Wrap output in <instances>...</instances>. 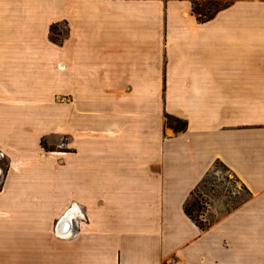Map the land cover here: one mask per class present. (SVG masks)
<instances>
[{"label":"crops","instance_id":"crops-1","mask_svg":"<svg viewBox=\"0 0 264 264\" xmlns=\"http://www.w3.org/2000/svg\"><path fill=\"white\" fill-rule=\"evenodd\" d=\"M194 1L0 0V264H264V0Z\"/></svg>","mask_w":264,"mask_h":264},{"label":"rangeland","instance_id":"rangeland-1","mask_svg":"<svg viewBox=\"0 0 264 264\" xmlns=\"http://www.w3.org/2000/svg\"><path fill=\"white\" fill-rule=\"evenodd\" d=\"M204 9L211 8L210 5H203ZM56 33V32H55ZM65 34V30L62 32H59V34L62 36V34ZM55 39H57L56 36H54ZM167 123L174 126V127H182L183 122L179 121L176 122L173 118H169L167 120ZM201 190H208L212 189L213 194H215L218 197H224L226 200H229L230 198H234V193L238 192L236 194V198L232 199V203L229 205L230 207L233 206V203H237L239 200L245 198L246 193L243 191V189L240 187L236 179L227 171L226 168H224L221 164L217 163L214 165V168L210 175L204 180V184L200 188ZM198 203L200 206H203L204 208V199L201 198L200 192H196L190 200L187 203L188 209L191 210L192 216L195 219H200V213L196 209H192V204ZM81 222H84L83 216H76L72 219V224L75 229L79 228V225H81Z\"/></svg>","mask_w":264,"mask_h":264},{"label":"trees","instance_id":"trees-1","mask_svg":"<svg viewBox=\"0 0 264 264\" xmlns=\"http://www.w3.org/2000/svg\"><path fill=\"white\" fill-rule=\"evenodd\" d=\"M230 3L231 1H216V0L194 1L192 2L191 5V11L193 15L196 17L197 22L202 23L212 19L216 13L229 6ZM207 4L210 5L211 8L204 9L203 5H207ZM50 30L52 33L56 32V28L54 26H52ZM191 206L192 209H196L200 213H202V210L204 209L203 206H200L198 203H193ZM184 213L190 220H192L195 223V225L200 230H205L208 227L207 224L201 218L195 219L192 216L191 210L188 209L187 204L184 206Z\"/></svg>","mask_w":264,"mask_h":264},{"label":"bare ground","instance_id":"bare-ground-1","mask_svg":"<svg viewBox=\"0 0 264 264\" xmlns=\"http://www.w3.org/2000/svg\"><path fill=\"white\" fill-rule=\"evenodd\" d=\"M64 217H66V215L63 216L58 222L59 231H61L62 233H66L68 231V228H69V222Z\"/></svg>","mask_w":264,"mask_h":264},{"label":"built area","instance_id":"built-area-1","mask_svg":"<svg viewBox=\"0 0 264 264\" xmlns=\"http://www.w3.org/2000/svg\"><path fill=\"white\" fill-rule=\"evenodd\" d=\"M2 158H3V152L0 150V159H2ZM73 206H74V205H73ZM73 206H72V207H73ZM72 207H70L69 209H71ZM79 213H80V212H79ZM79 213L76 214L75 217H76V216H81V215H79Z\"/></svg>","mask_w":264,"mask_h":264}]
</instances>
